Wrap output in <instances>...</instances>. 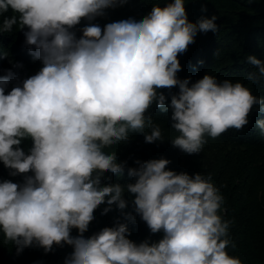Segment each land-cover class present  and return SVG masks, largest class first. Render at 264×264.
I'll return each mask as SVG.
<instances>
[{"label":"clouds","instance_id":"clouds-1","mask_svg":"<svg viewBox=\"0 0 264 264\" xmlns=\"http://www.w3.org/2000/svg\"><path fill=\"white\" fill-rule=\"evenodd\" d=\"M117 3L0 0V31L24 29L29 51L42 61L10 89L13 70L0 76V160L11 175L26 174L23 181L0 179V233L17 253L33 244L49 251L54 243L73 242L66 264H243L228 250L231 221L221 215L224 197L211 173L167 167L166 156L129 164L112 146L132 131L144 132L149 142L163 140L162 125L148 111L156 104L172 110L178 133L172 143L197 153L207 136L246 125L254 104L264 111V97L241 79L221 80L209 71L194 81L178 75L179 54L200 31L218 30L215 14L193 20L186 0H155L145 14L92 22ZM201 8L206 12L207 4ZM82 19L89 22L77 35ZM247 60L257 66L249 77L264 78V60L254 54ZM176 85L169 102L161 89ZM257 123L264 131V118ZM27 137L33 143L26 151ZM125 168L134 180L105 175ZM126 192L134 194V211L123 215L135 220L138 213L160 238L136 241L119 218L85 231L102 203L104 213L114 205L125 209Z\"/></svg>","mask_w":264,"mask_h":264},{"label":"trees","instance_id":"trees-1","mask_svg":"<svg viewBox=\"0 0 264 264\" xmlns=\"http://www.w3.org/2000/svg\"><path fill=\"white\" fill-rule=\"evenodd\" d=\"M154 2L155 0H118L115 7H108L104 15L97 16L92 22L103 26L118 14H145ZM205 3L206 12L201 8ZM186 9L189 18L193 20L201 15L215 14L219 27L216 31H200L187 50L179 54L182 68L178 75L181 78L191 76L194 81L209 71L221 80L241 79L251 85L254 94L264 97V78L252 80L249 77L248 73L257 66L247 60L250 54L264 60V0H186ZM5 14H12L11 6ZM2 19L0 16V22ZM88 22L82 19L75 26L77 35L82 34L81 26ZM30 47L32 46L26 43L24 29L14 25L10 32L0 31V76L8 68L14 73L9 89L42 66V61L34 58L29 51ZM161 90L168 94L170 102L171 93L179 88L176 85L171 89L165 87ZM148 111L162 125L164 139L149 142L146 141L144 132L132 131L128 141L112 146L117 149L118 158H127L129 164H132L136 157L148 159L166 156L170 159L167 167L178 171L186 170L192 174L197 171L205 175L211 173V179L224 197L221 215L231 221L228 231L229 252L239 256L243 264H264V131L257 123L258 119L264 118V111H259L254 104L246 125L242 128L230 127L216 137L207 136L202 150L197 153H188L172 143V138L178 133L172 127L171 108L164 112L153 104ZM32 143V139L27 137L23 139L22 146L27 151ZM25 175H11L10 169L0 160V179L23 181ZM105 175L120 182L135 179L128 175L127 168L122 175L108 171ZM125 195L129 199L125 209L114 205L104 213L102 209L105 204L102 203L96 208V215L85 231L91 234L105 225L114 224L119 218L121 221H128L130 237L136 241L146 237L151 240L160 238L162 233L151 232L147 222L138 213L135 214V220L123 215L124 212L134 211V194L126 192ZM79 231V225L73 227V232ZM73 248V242L65 240L54 243L49 251L33 244L17 253L16 245L6 242L0 233V264H32L35 260H42L43 264H66V257Z\"/></svg>","mask_w":264,"mask_h":264}]
</instances>
